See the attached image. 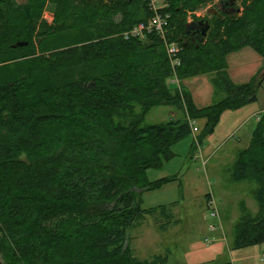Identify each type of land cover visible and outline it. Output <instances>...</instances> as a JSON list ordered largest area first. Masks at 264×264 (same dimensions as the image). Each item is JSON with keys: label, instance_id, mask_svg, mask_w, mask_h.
<instances>
[{"label": "trees", "instance_id": "16d2710c", "mask_svg": "<svg viewBox=\"0 0 264 264\" xmlns=\"http://www.w3.org/2000/svg\"><path fill=\"white\" fill-rule=\"evenodd\" d=\"M208 1L165 0L164 33L142 37L126 34L155 17L152 0H0V264L166 263L131 245L148 215L166 218L162 230L174 218L168 205L143 208L142 196L179 176L150 180L148 171L164 169L187 137L195 153L224 112L256 102L264 85V69L235 84L227 61L247 46L264 57V0H223L212 19L195 16L209 23L203 37L187 17ZM203 74L225 97L199 108L182 81ZM159 106L184 117L147 123ZM231 180L253 182L259 206L254 215L241 202L234 247L263 244L264 113Z\"/></svg>", "mask_w": 264, "mask_h": 264}, {"label": "rangeland", "instance_id": "374dc122", "mask_svg": "<svg viewBox=\"0 0 264 264\" xmlns=\"http://www.w3.org/2000/svg\"><path fill=\"white\" fill-rule=\"evenodd\" d=\"M164 2L158 0V5ZM218 2L209 0L206 6L189 12L188 23L196 21L195 16L212 19L210 13ZM43 18L49 23L54 20L51 5L46 7ZM174 116L184 117V113L175 106H159L150 111L146 122L162 123ZM254 127L255 120H252L244 130L225 142L211 146L204 141L205 144L203 142L204 145L198 146L195 153L191 150L194 137H187L174 146L176 156L164 169L148 171L150 180L164 176H179V179L143 194V208L168 205L174 218L168 229L162 230L160 225H164L166 218L159 213L156 216L148 215L130 230L131 245L137 257L151 260L155 255H162L168 259L165 264H185L194 246L220 244L225 246V250L219 255V263L264 264V243L240 249L234 247L241 202L254 215L259 210L252 195L254 183L231 180L232 165L240 151L249 146ZM208 195L211 196L210 200Z\"/></svg>", "mask_w": 264, "mask_h": 264}, {"label": "crops", "instance_id": "0c3cea01", "mask_svg": "<svg viewBox=\"0 0 264 264\" xmlns=\"http://www.w3.org/2000/svg\"><path fill=\"white\" fill-rule=\"evenodd\" d=\"M227 61L229 77L235 84L249 82L260 75L264 69V57L249 46L230 53L227 56ZM213 78V74H203L182 81V84L192 93L197 107L204 108L225 97L223 91L215 90ZM172 81L178 82L176 79ZM263 113L264 85L261 86L258 91V100L256 102L237 110H228L224 112L215 132L209 135L204 141L209 142L211 146L218 142H225L230 139L231 136H235L237 132L244 130V127H246L249 122H252V120H255V129ZM175 117L176 116L173 118ZM202 125V122L195 123L196 129L201 128ZM224 250L225 246L220 244H214L208 247L194 246L185 264H200L218 261L219 255L223 253Z\"/></svg>", "mask_w": 264, "mask_h": 264}, {"label": "built area", "instance_id": "2783aa9c", "mask_svg": "<svg viewBox=\"0 0 264 264\" xmlns=\"http://www.w3.org/2000/svg\"><path fill=\"white\" fill-rule=\"evenodd\" d=\"M152 4H153V10L157 13L155 15V17H153V19L150 21V23L148 25L142 23V24H139L138 26L134 27L133 30L129 33H127L126 35L127 36H142L144 37L145 34H142L145 30H157L158 32L160 33H164V27H165V24H166V19L160 15L158 13V9L162 6H164L163 4L162 5H158V0H152ZM179 51V48L177 47L176 44H172L169 46V54L174 56L178 53ZM174 63H178L177 61Z\"/></svg>", "mask_w": 264, "mask_h": 264}, {"label": "water", "instance_id": "95a60500", "mask_svg": "<svg viewBox=\"0 0 264 264\" xmlns=\"http://www.w3.org/2000/svg\"><path fill=\"white\" fill-rule=\"evenodd\" d=\"M235 1L233 0V2L232 3H234ZM227 4H229V2H226ZM215 12H217V11H215ZM214 12V13H215ZM196 24H200V25H204V27L202 28V35H203V37L206 35V33H207V30H208V28H209V23H208V21H204V20H202V21H200L199 23H197V22H193V23H189L188 24V27H190V28H193V25H196ZM28 44V42H26V41H19V42H17V43H15L14 45H13V47H18V46H24V45H27Z\"/></svg>", "mask_w": 264, "mask_h": 264}, {"label": "flooded vegetation", "instance_id": "af4514ba", "mask_svg": "<svg viewBox=\"0 0 264 264\" xmlns=\"http://www.w3.org/2000/svg\"><path fill=\"white\" fill-rule=\"evenodd\" d=\"M227 2H229V1H227ZM229 4H227L223 0H219V2L216 3L212 13H214L216 10H220V9H224V8L226 9V6L229 5Z\"/></svg>", "mask_w": 264, "mask_h": 264}]
</instances>
